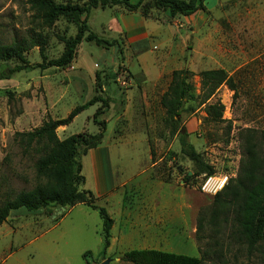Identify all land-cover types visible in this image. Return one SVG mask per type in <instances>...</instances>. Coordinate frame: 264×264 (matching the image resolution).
Listing matches in <instances>:
<instances>
[{"label": "rangeland", "instance_id": "374dc122", "mask_svg": "<svg viewBox=\"0 0 264 264\" xmlns=\"http://www.w3.org/2000/svg\"><path fill=\"white\" fill-rule=\"evenodd\" d=\"M87 24L114 45L82 41L65 68L37 66L0 80V206L37 183L38 155L22 153L16 132L32 130L47 117H65L99 96L107 100L106 107L95 102L56 134L63 139L103 132L94 145L104 148V176L115 188L98 197L96 185L105 189L101 161L83 146L85 183L80 187L88 188L94 204L112 218L110 246L102 253V220L86 204L36 213L21 208L0 224V264H133L122 256L140 248L197 256L201 264H264V235L248 245L233 217L232 198L223 189L212 218L215 194L201 190L204 175L181 153L179 143L185 130L188 142L213 166L212 176H227L225 186H236L244 149L264 131V0H204V9L188 16H170L153 0L135 10L98 6ZM39 25L27 0H0V44L20 40L31 28L40 30ZM41 31L48 38L45 55L52 59L76 26L58 18ZM25 56L32 65L42 64L37 47ZM15 63L1 62L0 68L6 71ZM213 68L225 70L232 87L221 85L201 103L199 73ZM178 69L192 72L194 99L173 116L160 98ZM216 102L224 106L218 122L205 113L206 104ZM200 214L204 227L198 239ZM85 252L90 254L83 257Z\"/></svg>", "mask_w": 264, "mask_h": 264}, {"label": "trees", "instance_id": "16d2710c", "mask_svg": "<svg viewBox=\"0 0 264 264\" xmlns=\"http://www.w3.org/2000/svg\"><path fill=\"white\" fill-rule=\"evenodd\" d=\"M144 0H88L86 4L57 3L54 0H27L33 17L40 23V30L30 29L28 35L9 44H0L1 62L15 60L14 66L6 71L0 68V80L9 79L14 73L22 70L55 67L65 68L75 58L77 46L82 41L92 42L97 46H113L98 37L89 29L87 19L92 9L98 6L124 5L129 10L140 7ZM163 7L170 16L195 14L204 9V0H153ZM84 17L82 18V15ZM58 18H65L76 26L73 36L64 37L63 50L57 58L47 59L45 48L48 43L47 36L41 31L49 28ZM37 47L42 64L32 65L26 59V53ZM192 72L188 69H178L172 72L171 81L160 98V104L167 114L179 116L180 109L186 101L194 99V86L191 82ZM201 103H205L223 84L232 87L231 78L221 68L205 69L200 71ZM98 74L96 73V78ZM101 101L106 107L105 99L94 96L87 102L75 106L65 117L53 119L47 117L41 124L29 131L16 132V141L23 154L31 151L38 155L34 167L37 183L29 190H21L12 199L6 200L0 206V224L6 220L9 213L18 209H25L29 213L47 210L51 207L70 208L77 204H86L98 211L102 220L100 235L103 249L110 246L112 218L106 210L94 204L95 195L89 189L80 186L85 183L82 174V163L79 149L96 148L97 140L102 138V131L97 134H73L60 139L56 130L60 126H67L80 112ZM224 106L220 102L206 104V118L211 121H221ZM188 132L179 133L180 151L196 167L198 173L209 176L214 174L212 165L204 162L202 155L195 150L187 140ZM94 142L96 145H94ZM188 177H186L187 179ZM236 186L231 189L224 186L223 192L231 196L233 202V217L237 223L238 231L246 239L249 246L257 244L264 235V131L259 133L255 145L244 149L241 160V169L238 173ZM231 189V190H230ZM232 192V193H231ZM221 191L214 195L215 207L212 218H215L219 205ZM204 227V217L197 218L196 237ZM89 252H85V257ZM123 260L133 264H201V258L183 253L169 252L155 248H140L126 251Z\"/></svg>", "mask_w": 264, "mask_h": 264}, {"label": "built area", "instance_id": "2783aa9c", "mask_svg": "<svg viewBox=\"0 0 264 264\" xmlns=\"http://www.w3.org/2000/svg\"><path fill=\"white\" fill-rule=\"evenodd\" d=\"M227 182V176L215 177L209 175L203 178L201 190L208 194H216L221 191Z\"/></svg>", "mask_w": 264, "mask_h": 264}, {"label": "crops", "instance_id": "0c3cea01", "mask_svg": "<svg viewBox=\"0 0 264 264\" xmlns=\"http://www.w3.org/2000/svg\"><path fill=\"white\" fill-rule=\"evenodd\" d=\"M64 127H66V126H60V128H64ZM103 147H97V148H94V149H91V150H89V152H94V151H96V158L98 159V161H101V164H100V167L102 168V174H103V179H104V182H103V179H102V184H100V185H104L105 186V189L103 188V189H100V186L98 185H96V189L97 190H100V192H99V195H98V197L100 196H107V195H109L110 193H111V190H112V188L114 189L115 187H109L108 186V183H107V180H106V176H104V174L106 173V167H104V165H105V163H103V161H104V158H103ZM88 152V153H89ZM95 157V156H94ZM88 189V188H87ZM78 205V204H77ZM74 206H76V205H74ZM73 206V207H74ZM73 207H70V208H73ZM51 215V214H50ZM155 249H158V248H155ZM161 250V249H160Z\"/></svg>", "mask_w": 264, "mask_h": 264}, {"label": "water", "instance_id": "95a60500", "mask_svg": "<svg viewBox=\"0 0 264 264\" xmlns=\"http://www.w3.org/2000/svg\"><path fill=\"white\" fill-rule=\"evenodd\" d=\"M101 264H109V260H104Z\"/></svg>", "mask_w": 264, "mask_h": 264}]
</instances>
